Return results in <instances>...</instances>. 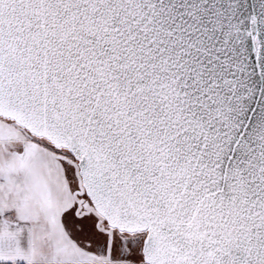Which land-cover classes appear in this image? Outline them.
<instances>
[{"label": "snow or ice", "instance_id": "obj_1", "mask_svg": "<svg viewBox=\"0 0 264 264\" xmlns=\"http://www.w3.org/2000/svg\"><path fill=\"white\" fill-rule=\"evenodd\" d=\"M0 264H264V0H0Z\"/></svg>", "mask_w": 264, "mask_h": 264}]
</instances>
